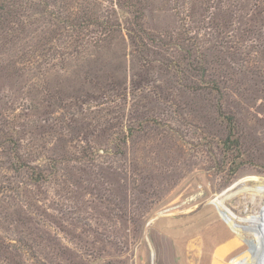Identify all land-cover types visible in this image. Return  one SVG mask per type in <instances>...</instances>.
Here are the masks:
<instances>
[{
    "label": "rangeland",
    "instance_id": "374dc122",
    "mask_svg": "<svg viewBox=\"0 0 264 264\" xmlns=\"http://www.w3.org/2000/svg\"><path fill=\"white\" fill-rule=\"evenodd\" d=\"M0 264H264V0H0Z\"/></svg>",
    "mask_w": 264,
    "mask_h": 264
},
{
    "label": "bare ground",
    "instance_id": "6f19581e",
    "mask_svg": "<svg viewBox=\"0 0 264 264\" xmlns=\"http://www.w3.org/2000/svg\"><path fill=\"white\" fill-rule=\"evenodd\" d=\"M249 223V222H248ZM233 234V233H232ZM220 248V247H219ZM222 261V260H221Z\"/></svg>",
    "mask_w": 264,
    "mask_h": 264
}]
</instances>
